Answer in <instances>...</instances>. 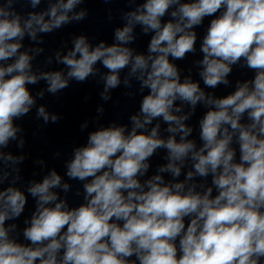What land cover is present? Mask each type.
Returning <instances> with one entry per match:
<instances>
[{
  "label": "clouds",
  "instance_id": "clouds-1",
  "mask_svg": "<svg viewBox=\"0 0 264 264\" xmlns=\"http://www.w3.org/2000/svg\"><path fill=\"white\" fill-rule=\"evenodd\" d=\"M19 2L0 0V61H11L0 64V148L17 139L22 129L14 120L36 103L27 85L39 80L55 95L70 80L85 83L96 76L100 63L108 70L101 77L102 99H110L108 91L120 85L126 68L125 86L135 77L148 93L138 114L130 116V130L126 125L101 127L89 133L85 146L73 150L66 175L88 181L84 203L70 207L53 191L70 189L55 170L31 182L27 195L19 187L0 189V264H264V0H145L125 14L127 23L115 29L112 44L101 41L93 47L80 35L66 55L57 53V61L68 69L66 76L62 71L34 74L33 57L20 51L21 41L26 34L36 40L38 32L83 20L87 13L74 11L83 0H55L46 11L29 12L27 18L16 11ZM26 2L35 8L41 0ZM170 8L171 19L162 22ZM206 17L215 18L200 45L204 85H228L232 66L241 60V67L254 71L251 79L238 80L234 91L219 98L191 77L181 81L172 62L196 51L193 29ZM136 25L152 33L147 55L134 54L127 46L135 40ZM37 95L42 98L43 92ZM177 101L192 111L177 115L182 111ZM198 103L208 109L199 121V147L189 139L193 129L185 123ZM37 118L45 124L61 119L43 106ZM159 119L168 125L167 138L160 136L159 123L147 128ZM23 145L21 140L18 146ZM157 149L167 150L168 162L142 182ZM23 159L0 151L5 163ZM187 162L191 169L180 181ZM162 173L173 181L165 182ZM8 175L0 174V184ZM209 176L212 186L202 192L196 183L189 184ZM29 195L36 206L25 220L27 243H21L10 236L17 225L6 226V221L21 216Z\"/></svg>",
  "mask_w": 264,
  "mask_h": 264
}]
</instances>
